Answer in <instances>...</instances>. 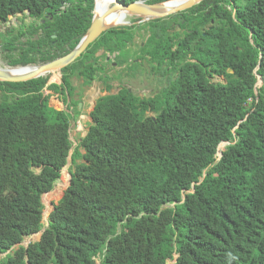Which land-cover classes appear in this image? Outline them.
<instances>
[{
  "label": "trees",
  "instance_id": "obj_1",
  "mask_svg": "<svg viewBox=\"0 0 264 264\" xmlns=\"http://www.w3.org/2000/svg\"><path fill=\"white\" fill-rule=\"evenodd\" d=\"M93 8L94 0H0L5 61L68 53ZM137 20L104 31L58 83L0 81V191L14 195L0 200V264H264V0H203ZM140 28L147 36L129 50ZM137 58L150 72L169 67L167 83L153 98L125 86L99 96L72 147L80 109L71 78L108 80L113 62L134 77ZM219 72L226 82L212 81ZM44 88L73 114L41 103ZM69 160V183L44 224L42 196Z\"/></svg>",
  "mask_w": 264,
  "mask_h": 264
},
{
  "label": "rangeland",
  "instance_id": "obj_2",
  "mask_svg": "<svg viewBox=\"0 0 264 264\" xmlns=\"http://www.w3.org/2000/svg\"><path fill=\"white\" fill-rule=\"evenodd\" d=\"M111 3H112L111 4V8H112L114 3L113 2ZM9 19H10L9 25L18 24V21L16 20L15 16H12ZM133 19H135V16L127 15L126 17V21H129V22L133 21ZM27 20L29 19L27 18ZM135 24H138V23H135ZM6 25H7L6 23L0 24V32L4 30ZM146 36H147V30L145 28L135 29L132 43L129 44L130 45L129 50L137 52V48H138L137 44L142 43L144 39L146 38ZM103 52H104L103 50H100L98 54H101ZM105 54L108 60L113 61L115 59L114 53L106 52ZM137 59L139 60V58ZM102 61H104V58H101L99 60V62L101 63ZM139 61L142 62L143 69H144L143 71H145V73L142 74V77H140L141 76L140 74L135 75L134 77L127 76L124 72H122V67H124V65H117L116 62H113L111 64L113 67H110L109 65H106V66L104 65L106 74L111 77L108 80H105V78L102 79L103 76L96 77L91 82V84L84 85L82 83V79L74 77V76L71 78L72 84L75 86L73 99L76 101H79L80 103V106H78L80 109L79 114H77L75 117L73 116L71 117L72 121L70 124V140L72 141V144H73L72 147L76 144V140H78L79 137L83 136L86 133L88 124L91 121L89 112L92 110L94 103L99 96L108 94L109 91L110 93H115L121 86H128L130 87L132 91L139 90V92H142L146 88L145 86L147 85L146 83L150 81L151 82L154 81V80L152 81L151 72L148 71L150 70L148 63L142 59H140ZM6 66H9V65L5 61L3 57V53L0 49V67H6ZM163 69H166V68L163 67ZM117 74L120 76L118 77ZM45 75H48V82H57V83L60 82V78H61L60 70H56L54 72H50ZM158 76H159L158 78L159 82H164V83L166 82L167 77L166 78L163 77V73L161 70L159 71ZM141 80H143L144 83H140ZM105 81H108V83L110 84V89L108 90L105 89L106 88ZM212 81L213 82H226V79L223 76V73L219 72L212 76ZM38 97L41 103H45L46 106H51L53 108L59 107L61 109L64 108L65 111L69 115L73 114L72 110L67 109L66 104H64L56 94L51 93L50 90L46 88L38 92ZM45 99L51 102H45ZM222 143H224L223 147L227 144V142H222ZM218 149H219V146H218ZM69 164H70V160L68 161L67 165L62 168L60 172V179L55 184L53 189L43 194L42 196V201L44 204L42 220L44 224H46L47 222V215H48V211H49L51 204L56 203L61 198L63 194V190L69 183V178H70L69 171H68ZM13 197L14 195L10 193L9 191H6V190L0 191V200L10 199ZM40 234L41 232L39 231V232L33 233L25 237L22 241V244L27 245L29 242L38 240L40 237ZM1 258L6 259V253L1 254L0 259Z\"/></svg>",
  "mask_w": 264,
  "mask_h": 264
},
{
  "label": "water",
  "instance_id": "obj_3",
  "mask_svg": "<svg viewBox=\"0 0 264 264\" xmlns=\"http://www.w3.org/2000/svg\"><path fill=\"white\" fill-rule=\"evenodd\" d=\"M170 1L172 0L149 3L146 2V0H135L133 2L125 4L121 0H114L113 7L124 9L127 15L135 16V18L138 19L134 23H141L151 19L166 17L171 14L181 13L182 11L197 5L203 0H184L174 6L165 7V4ZM208 3H210V1H208ZM95 8H96V0H94L93 15L90 25L88 26L85 34L81 37V39L76 44V46L73 49H71L68 53L56 57L50 61L39 64L10 66L13 68L16 67L26 68L29 66L34 68L33 71L23 75H13L10 74L6 69L0 68V81L24 82L33 78H37L39 76H43L47 73L60 70L63 67L69 65L70 63L74 62L87 49L89 44L92 43L95 39H97L104 31L117 26L133 24L132 22L129 21H125L122 24H112L106 20L107 19L106 12L102 14H95L94 11ZM11 17L12 15L10 16V18ZM7 22L9 23V21ZM211 27L212 26H209V28ZM177 29H179V27H177ZM228 71L231 72L230 69ZM78 106H80V103H78ZM55 109L60 110L61 108L55 107ZM218 154L219 155L221 154L220 149L218 150ZM42 231L43 229L40 230V232Z\"/></svg>",
  "mask_w": 264,
  "mask_h": 264
},
{
  "label": "bare ground",
  "instance_id": "obj_4",
  "mask_svg": "<svg viewBox=\"0 0 264 264\" xmlns=\"http://www.w3.org/2000/svg\"><path fill=\"white\" fill-rule=\"evenodd\" d=\"M114 3V0H110ZM109 0H96V8H95V14H102L106 12L107 21L112 24H122L126 21L127 14L125 13L124 9L118 8V7H112L111 8V2ZM184 0H172L165 4V7H171L174 6ZM6 69L10 74L13 75H23L26 73H29L34 70L32 67H26V68H13L10 66L6 67H0ZM237 139H234L233 142H235Z\"/></svg>",
  "mask_w": 264,
  "mask_h": 264
},
{
  "label": "flooded vegetation",
  "instance_id": "obj_5",
  "mask_svg": "<svg viewBox=\"0 0 264 264\" xmlns=\"http://www.w3.org/2000/svg\"><path fill=\"white\" fill-rule=\"evenodd\" d=\"M212 21V20H211ZM136 22V21H135ZM133 23V22H132ZM140 62V61H139ZM166 69H163V67L160 69L161 71H162V73H163V77L164 78H168V75H169V67H165ZM144 69H143V65H142V62L140 63V68H139V70L137 71V73H136V75H138V74H140L141 76L140 77H142V74L143 73H145V71H143ZM159 70V71H160ZM148 71H150V70H148ZM159 71H157V72H151V74H152V81L153 82H148V83H146L147 85H145L146 86V88H145V90H143L142 92H139V90H137V91H133L134 92V94H135V96H138V97H140V98H146V97H150V98H153V97H155V95H156V93H158V90L162 87V85H164V84H166L167 82H159V80H158V78H159ZM167 80V79H166ZM140 83H144V81L143 80H141V82ZM161 83V84H160ZM125 87H128V86H125ZM128 90L129 91H132L131 89H130V87H128ZM108 94H110V91L108 92ZM67 108V107H66ZM64 109V108H63Z\"/></svg>",
  "mask_w": 264,
  "mask_h": 264
}]
</instances>
